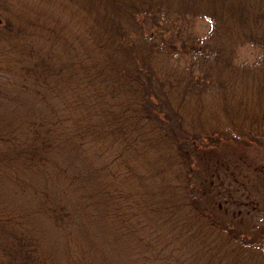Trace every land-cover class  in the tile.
Instances as JSON below:
<instances>
[{"label":"trees","instance_id":"trees-1","mask_svg":"<svg viewBox=\"0 0 264 264\" xmlns=\"http://www.w3.org/2000/svg\"><path fill=\"white\" fill-rule=\"evenodd\" d=\"M201 18L208 30L187 33ZM247 44L256 58L238 59ZM0 72L47 111L0 140V188L33 186L22 173L67 147L101 183L74 203L37 199L78 245L72 264H131L124 240L133 264H264L259 228L225 217L207 181L211 148L264 146V0H0ZM95 196L120 222L104 260L80 217ZM45 236L0 200V264H58Z\"/></svg>","mask_w":264,"mask_h":264},{"label":"rangeland","instance_id":"rangeland-1","mask_svg":"<svg viewBox=\"0 0 264 264\" xmlns=\"http://www.w3.org/2000/svg\"><path fill=\"white\" fill-rule=\"evenodd\" d=\"M30 1L40 4L41 0ZM186 24L187 33L199 35H203L209 27L208 21L202 18ZM259 49L251 44L241 46L238 49V59L254 60ZM40 113L46 115L47 111L39 97L23 90L21 82L15 77L0 72V140L17 135L27 119ZM80 154L69 147L59 150L57 161L42 173L39 174L35 169L22 173L33 182V186L24 190L19 188L15 192L9 191L15 182V179H9L4 183L9 188H0L2 204L9 206L12 212L25 217L29 215L32 225L41 234L46 233L49 237L48 248L58 264H72L70 250L76 254L78 245L73 238L69 241L49 215L38 208L37 199L74 203L69 199L85 196L88 191L95 195L101 193V183L96 178L93 179L88 172H77L76 166L81 165L80 160L83 158ZM210 157L212 160L207 181H214L210 189L217 194L218 208L224 210L225 217L229 216L231 220L234 218L233 221L247 233L259 228L258 235L264 239V146L220 143L218 147L211 148ZM107 201L106 197H98V203L96 200L92 202L93 205L87 204L86 213L80 216L93 232L90 254L95 257L96 251V255L102 260L108 251L107 241L114 235L112 229L120 225L118 218L111 217L104 211ZM108 204L112 206L109 201ZM47 237L45 236L46 239ZM127 241L116 242L114 245L124 249V260L133 264L130 253L134 250Z\"/></svg>","mask_w":264,"mask_h":264}]
</instances>
